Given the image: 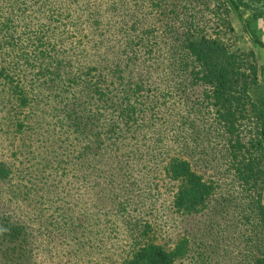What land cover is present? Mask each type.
<instances>
[{
	"label": "rangeland",
	"instance_id": "rangeland-1",
	"mask_svg": "<svg viewBox=\"0 0 264 264\" xmlns=\"http://www.w3.org/2000/svg\"><path fill=\"white\" fill-rule=\"evenodd\" d=\"M245 1L242 17L245 13L251 17L249 30L257 42L248 38L241 18L224 0H159L156 6L150 0H124L125 45L132 43L129 47L139 50L138 45L148 44L152 58L166 63L182 53L174 47L177 36L201 33L221 43L236 61L256 68V80L249 83L246 95H240L242 106L231 107L232 127L225 126L223 110L207 87L181 80L176 73L167 82L161 75L147 80L153 88L141 91L139 100L151 106L147 115L152 132L146 137L161 143L155 149L161 152L159 162L148 146L125 167L129 174H140L136 182L146 177V185L155 186L147 206L132 202L122 210L113 202L114 184L106 182L114 171L108 146L96 159L91 157L95 141L88 146L89 154L81 150L93 139L92 122L79 110L86 114V101L69 87L61 93L60 104L32 105L42 83L29 85L24 74L13 75L6 68L7 58L0 56V170L5 173L0 174V264H120L129 255L132 237L140 232L167 244L174 236H183L189 254L185 263L175 264H249L253 255L264 254V224L252 211L260 182L242 180L236 170L240 154L231 146L238 138L245 145L241 152L259 163V173L264 171V0ZM77 59L82 73L98 66L93 57ZM8 77L32 101H25ZM48 85L43 83V93ZM59 108L68 120L60 117ZM176 138L183 143L176 145ZM172 155L185 159L211 185L210 196L197 213L179 216L170 208L173 184L157 167ZM143 219L155 228L135 231L134 225Z\"/></svg>",
	"mask_w": 264,
	"mask_h": 264
},
{
	"label": "trees",
	"instance_id": "trees-1",
	"mask_svg": "<svg viewBox=\"0 0 264 264\" xmlns=\"http://www.w3.org/2000/svg\"><path fill=\"white\" fill-rule=\"evenodd\" d=\"M158 1L150 0L149 4L156 6L160 4ZM127 2L0 0V56L7 58L6 68L13 75L24 74L25 78L28 77L29 85L42 83L37 92L40 96L33 99L32 105L37 102L60 104L61 93L69 87L86 101L88 106L83 109L86 114H83L81 108L79 110L82 117L85 116L92 122L89 129L93 139L82 145L81 150H85L84 154L86 151L89 154L88 146L95 141L97 146L91 148L95 155L91 157L96 159L104 153L103 148L107 146L110 148L113 153L114 171L108 175L106 182L114 184L111 197L115 198L113 202L121 206L122 210H125L126 206L130 207L132 202L147 206L151 194H155L156 190L155 186L146 185V177L136 182L137 177H141L140 174H129L128 168H125L129 166L130 158L137 153L140 156L142 149L148 146L150 155L159 162L157 156L161 152L155 149L161 143L156 142L157 138L146 137L152 132V124L147 115L151 106L139 100L142 97L139 95L141 91H151L153 88L147 82L149 78L161 75L164 82H167L168 76L176 73L181 80L187 79L189 82L194 81L195 84L207 87L214 104L223 110L221 114L225 126L229 127L233 126L232 105H239L236 108L242 106L240 95H246L249 83L256 80V68L253 64H242L238 59L236 61L233 54L221 43L201 33L177 36L174 47L182 53L166 63H160L152 58V47L148 44L138 45L141 52L134 46L129 47L132 43L125 45L123 32L127 29L123 20V10ZM224 2L237 17L241 18L243 31L248 38L257 42L249 30L251 17L246 13L244 19L242 17V11L244 12V8L247 7L246 1ZM86 55L95 58L98 66L87 68L82 73L78 69L82 67L77 56ZM105 71L108 75L104 73ZM42 77L44 81L39 82ZM107 77L109 81H106ZM10 81L14 90L22 91L17 81L15 83L11 79ZM44 82L49 83L46 93L42 91ZM64 93L74 97L71 91ZM22 96L25 101L26 99L32 101L30 96L26 97L24 94ZM18 98L21 97L17 96ZM251 106L255 111L259 110V105L251 103ZM63 110L59 108L57 111L62 112L60 117L66 121L69 116L65 115ZM180 139L175 141L176 145L183 143L184 139ZM231 146L240 154L236 170L242 180L248 182L254 179L256 182L259 179L260 187L255 191L252 211L256 219L264 224V204L261 203L264 171L259 173V163L250 155L241 152V147L245 145L240 143L238 138L232 140ZM121 150L122 152L116 156ZM143 152L147 153V149ZM157 168L173 184L169 196L173 213L182 216L201 211L210 196L211 185L195 173L185 159L172 155L163 160ZM0 174L5 173L0 170ZM152 226L155 228L156 225L147 223L146 219L134 225L135 231L153 229ZM141 234L143 233L132 237L129 255L120 264L185 263L189 253L183 236L181 238L174 236L171 243L167 244L164 241L153 242ZM249 264H264V254L253 255Z\"/></svg>",
	"mask_w": 264,
	"mask_h": 264
}]
</instances>
